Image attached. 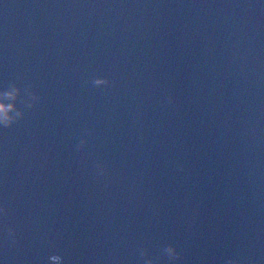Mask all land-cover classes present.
Masks as SVG:
<instances>
[{"label": "water", "instance_id": "95a60500", "mask_svg": "<svg viewBox=\"0 0 264 264\" xmlns=\"http://www.w3.org/2000/svg\"><path fill=\"white\" fill-rule=\"evenodd\" d=\"M0 102V264H264V0H0Z\"/></svg>", "mask_w": 264, "mask_h": 264}, {"label": "clouds", "instance_id": "9594fccd", "mask_svg": "<svg viewBox=\"0 0 264 264\" xmlns=\"http://www.w3.org/2000/svg\"><path fill=\"white\" fill-rule=\"evenodd\" d=\"M93 84L96 86L101 85H108L110 84V81L108 78L99 76L96 77L93 80ZM22 89L20 87L13 88L12 91H8L5 93L6 97H15L18 93H20ZM24 92L28 93L32 100L31 102L26 103V108H33L35 107L36 103L41 99V97L38 96V94L33 91V86L31 84L26 85V87L23 89ZM171 99V98H169ZM15 105L9 103L5 104L3 102H0V125H3L4 127H11L14 124L18 123L22 118L25 117L26 113L24 109H15ZM90 131V130H89ZM88 143L87 137L82 139L79 142L78 148L83 149L86 147ZM98 168L100 169V175L105 174V170L102 165H98ZM8 211L7 207L3 204H0V214H6ZM8 235L9 238L12 240L13 243L16 242L17 237V230L15 227H9L8 228ZM139 256L143 260V264H157L158 258H152L149 255V250L146 247H141L138 249ZM162 253L168 257L169 260H178L181 256V253L177 250V248L174 245H167L162 249ZM49 259L52 262H57L59 264L60 261H62V256L59 254H52ZM226 264H239V261L235 259H228L226 261Z\"/></svg>", "mask_w": 264, "mask_h": 264}]
</instances>
